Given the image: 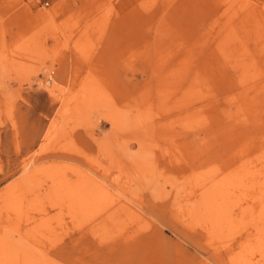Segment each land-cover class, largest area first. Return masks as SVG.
Segmentation results:
<instances>
[{
  "label": "rangeland",
  "instance_id": "obj_1",
  "mask_svg": "<svg viewBox=\"0 0 264 264\" xmlns=\"http://www.w3.org/2000/svg\"><path fill=\"white\" fill-rule=\"evenodd\" d=\"M0 264H264V0H0Z\"/></svg>",
  "mask_w": 264,
  "mask_h": 264
}]
</instances>
